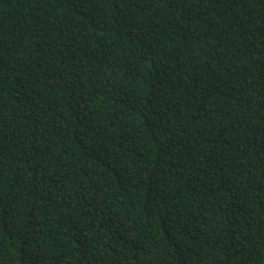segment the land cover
Returning <instances> with one entry per match:
<instances>
[{"label": "trees", "instance_id": "16d2710c", "mask_svg": "<svg viewBox=\"0 0 264 264\" xmlns=\"http://www.w3.org/2000/svg\"><path fill=\"white\" fill-rule=\"evenodd\" d=\"M0 264H264V0H0Z\"/></svg>", "mask_w": 264, "mask_h": 264}]
</instances>
